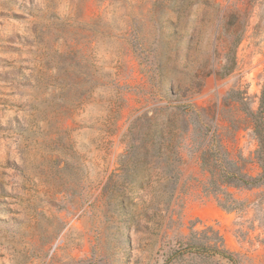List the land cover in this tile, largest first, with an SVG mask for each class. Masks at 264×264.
<instances>
[{
    "label": "rangeland",
    "instance_id": "374dc122",
    "mask_svg": "<svg viewBox=\"0 0 264 264\" xmlns=\"http://www.w3.org/2000/svg\"><path fill=\"white\" fill-rule=\"evenodd\" d=\"M262 102L264 0H0V264H162L190 235L264 264V188L220 208L192 129L255 176ZM161 116L190 125L164 220L137 150Z\"/></svg>",
    "mask_w": 264,
    "mask_h": 264
},
{
    "label": "trees",
    "instance_id": "16d2710c",
    "mask_svg": "<svg viewBox=\"0 0 264 264\" xmlns=\"http://www.w3.org/2000/svg\"><path fill=\"white\" fill-rule=\"evenodd\" d=\"M59 56L63 57L64 55ZM261 107V110H263V102ZM260 114L261 111H258L254 118H257ZM175 122L168 118L164 120V117L161 116L152 128L145 126L144 139L137 149L144 159L149 156L156 158L157 167L160 170L157 183L161 184L154 195H156V200L166 208L165 210L157 209L154 212V219L164 220L167 218L169 206L175 192V184L180 176L177 169V165L180 163L178 138L180 135H187L190 132L188 123L183 122L184 125L179 128ZM253 125V134L258 147L253 154L255 163L260 170L255 176L246 171L243 158L240 157L235 160L231 157L214 131L209 136V130L202 128V126L192 128L201 137L195 149L199 152L201 172L207 177L205 192L207 195L212 196L223 210L235 211L242 206V203L228 192L229 189L252 190L264 188V122L262 118H259V120L254 121ZM172 165L171 175L167 176L166 172H163V167L169 168ZM165 180H173L175 182L174 187L166 189L167 186L163 185ZM145 213L143 212L144 215ZM123 215L130 224L133 223L135 215L131 210L126 208ZM167 247L161 255L162 264H214L215 257L226 259L228 264L234 262L232 255L225 249L223 240L216 235L215 237L204 235L201 239H195L193 235H190L185 240L169 241Z\"/></svg>",
    "mask_w": 264,
    "mask_h": 264
}]
</instances>
